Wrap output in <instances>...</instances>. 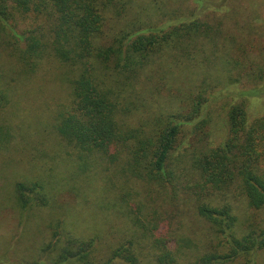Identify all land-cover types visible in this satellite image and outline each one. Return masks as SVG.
<instances>
[{
	"label": "trees",
	"instance_id": "trees-1",
	"mask_svg": "<svg viewBox=\"0 0 264 264\" xmlns=\"http://www.w3.org/2000/svg\"><path fill=\"white\" fill-rule=\"evenodd\" d=\"M130 3L131 0H0V48L11 42V55L28 78L50 56L79 67L72 80L71 105L59 112L55 127L63 141L76 149L81 168L92 162L123 160L117 172L125 176L126 182L142 181L165 192L171 188L176 195L180 172L175 159L183 155L175 158V151L184 131L194 128L195 132L208 123L205 109L209 98L205 93L195 94L186 113L158 115L150 132L125 123L132 105L122 86H131L133 79L139 78L165 51L173 50L174 57L179 58L189 54L200 38L211 34L194 13L161 26L145 24L141 18L137 23L132 18L124 28L107 35L108 22L125 19ZM29 17L32 25L19 29ZM236 65L237 62L234 68ZM263 91L264 87H257L249 94ZM11 97L9 86L2 84L0 76V107L8 104ZM226 123L224 141L208 145L189 160L198 175L193 189L188 186L197 192L195 208L210 225L213 242H218L195 264H258L257 257L264 251V218L258 215V210L264 208V116L250 120L243 99L230 105ZM11 130L9 124L0 125L1 142L9 140ZM233 187H239L249 208L245 219L234 203H218L207 197ZM3 191L5 197L1 196ZM0 198L4 217L1 222L7 228L9 220L4 213L10 206L24 213L47 205L52 196L44 179H26L7 186L1 182ZM123 200L131 208L129 212L141 213L127 214L135 227L129 238L103 254L99 237L76 236L59 222L51 227L35 264H142L144 246L149 248L152 264H181L184 245H169V226L160 228L158 212L142 213L143 204L129 205ZM217 248L221 252H214ZM95 253L100 258L96 262Z\"/></svg>",
	"mask_w": 264,
	"mask_h": 264
},
{
	"label": "rangeland",
	"instance_id": "rangeland-1",
	"mask_svg": "<svg viewBox=\"0 0 264 264\" xmlns=\"http://www.w3.org/2000/svg\"><path fill=\"white\" fill-rule=\"evenodd\" d=\"M129 8L125 19L108 22L107 35L124 28L132 18L137 23L141 18L145 24L161 26L194 13L210 30L211 35L200 38L189 54L177 58L173 50H167L133 79L131 86H122L132 105L125 123L150 132L158 115L186 113L195 94L205 93L209 98L205 109L208 123L195 132L194 128L184 131L175 151V158L183 155L175 159L180 172L176 195L171 188L165 192L142 181L126 182L117 172L123 160L92 162L81 168L76 149L63 141L55 127L59 112L71 105L72 80L79 67L50 56L28 78L11 55L13 46L8 42L0 48V76L12 97L0 107V125L9 124L12 136L0 141V183L7 186L44 179L52 198L47 205L24 213L10 206L4 213L9 220L7 228L1 222L0 209V264H35L51 227L59 222L76 236L99 237L105 254L132 235L135 227L127 214L141 215L137 210L129 212L123 199L129 205L143 204L142 213L158 212L160 228L169 226V245H184L181 264H195L201 254L218 244L213 242L210 225L195 208L197 192L191 190L198 175L189 160L208 145L224 141L226 114L232 103L246 99L250 120L264 116V91L249 94L251 89L264 87V0H131ZM31 18L24 19L19 29L32 25ZM1 196H6L4 191ZM205 196L218 203H234L244 219L249 215L239 187ZM258 215L264 218V208ZM144 247L142 264H152L149 248ZM217 249L214 252H221ZM94 256L95 262L100 259L96 253ZM257 258L258 264H264V251Z\"/></svg>",
	"mask_w": 264,
	"mask_h": 264
}]
</instances>
